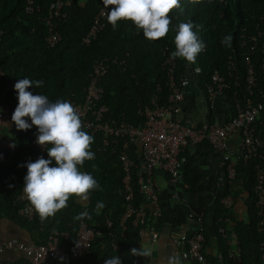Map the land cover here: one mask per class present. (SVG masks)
<instances>
[{
	"label": "trees",
	"instance_id": "1",
	"mask_svg": "<svg viewBox=\"0 0 264 264\" xmlns=\"http://www.w3.org/2000/svg\"><path fill=\"white\" fill-rule=\"evenodd\" d=\"M53 1L31 0L33 10L28 12L25 9L28 0H0V67L3 71L0 88L5 89L6 84L13 85L11 89H7L6 113L10 117L18 105V93L14 88L18 80H43L42 87H30L28 91L34 95L44 94L50 101L69 98L81 102L94 62L103 57H115L117 61L111 63L100 81L103 93L97 104L107 107L104 118L122 119L134 125L142 124L144 117L138 113V109L145 105L151 107L152 98L157 99L160 105L168 106L170 90L163 60L165 54L171 56L175 50L174 28L180 22L194 23L196 27L193 31L206 47L198 54L194 64H189L182 58L174 59L176 80L185 76L188 67L192 70L196 67L193 81L205 95L211 74L216 70L227 76L230 66L229 71L237 75L239 83L237 87L227 88L223 95L230 102L232 116L234 109L231 91L233 88L245 90V58L248 56L256 80L251 98L253 102L264 105V60L261 53L264 47V0H180V7L169 13L170 30L164 38L149 41L132 21H118V27L113 29L106 19L103 29L88 44L83 43L82 38L103 0H73L65 7L66 15L58 23L60 39L50 45L45 40L47 26L44 18ZM251 35L255 36V40H250ZM225 36H231L230 44L222 43ZM252 44L254 47L251 50ZM227 79L232 86V79L228 76ZM206 104L209 106L207 102ZM206 121L213 122L211 113ZM252 126L256 133L264 137V108L258 113ZM82 130L94 137L90 150L95 153V158L86 160L81 171L92 174L102 190H93L86 202L70 197L67 207L43 222L35 209L32 219L21 217L17 213L18 204L14 202V198L28 171L22 165L34 162L36 152L30 144L32 128L18 130L11 142L13 149H2L7 162H0V215L9 217L25 228L32 234V240L39 243L44 242L54 230L68 231L73 238L78 221L75 217L87 210L90 218L85 219L94 225L98 233L91 241L90 253L84 261L89 264H104L110 256L120 253L122 264H136L135 256L130 253L140 240L139 225H133L132 217L122 220L125 212L121 192L124 172L117 157L121 145L110 144L103 148L100 132L91 133L84 127ZM204 142L208 143L206 140L198 143ZM127 152L133 160L132 203L146 205L147 201L136 186L140 162L138 147L129 144ZM43 157L49 159L47 150ZM255 160L264 165V147L259 150V157ZM253 165L254 159L246 162L236 160L234 176L229 179L231 183L238 181L246 193L245 218H230L220 202L223 196L230 194V183L204 207L205 242L209 236H214L218 247L217 255L207 254L210 264H264L260 250L261 243H264V228L261 231L257 229ZM52 166H55V161ZM98 201H103L105 207L97 214L95 206ZM160 206L162 211L161 202ZM205 216L210 217V231L206 227ZM226 216L235 223L233 235L235 243L240 247L239 263L228 257L231 246L218 231L219 227H226ZM160 217L161 214L157 225ZM114 241L118 244L117 250L112 248ZM14 264L29 263L26 259H21Z\"/></svg>",
	"mask_w": 264,
	"mask_h": 264
},
{
	"label": "built area",
	"instance_id": "2",
	"mask_svg": "<svg viewBox=\"0 0 264 264\" xmlns=\"http://www.w3.org/2000/svg\"><path fill=\"white\" fill-rule=\"evenodd\" d=\"M73 0H54L50 3L47 15L44 18L47 26V35L45 40L48 44L53 45L60 39L57 30L58 23L66 13L65 7L69 6ZM113 6L104 9L102 4L92 19V23L87 33L83 36L82 42L88 44L90 40L96 37L97 33L103 29L106 23V12L110 11ZM26 11L33 10L31 0H28ZM250 40H255L251 35ZM254 44L250 46L252 50ZM264 60V47L261 50ZM115 57H103L96 60L91 72L88 74V83L85 87V96L83 101L76 102L67 99L81 115L82 126L89 129L91 133H101V144L105 148L110 144L120 143L121 148L117 153L122 170V196L125 201V212L122 220L132 217L133 225H139L138 234L140 238L148 232L151 240L155 241L158 236L157 219L161 214V206L158 197V188L154 178V171L158 168L167 172L170 181L176 182L180 170L184 163L182 155L183 148L189 143H198L206 140L211 147L222 153L225 162L227 175L229 178L234 176V163L230 160L227 152V140L233 135H238V153L237 160L246 162L254 159L255 181L253 190L256 195L257 210V229L264 228V165L262 162L255 160L259 157V150L264 147V137L255 132L252 126L253 121L258 113L264 108L261 102H253L251 95L255 86V76L249 57L246 56L247 71L245 75V90L233 88V109L234 114L225 122H207L204 121L198 126H190L184 123L177 116L179 108L177 103L183 98L184 88L188 84L185 76H180L177 80L174 76L175 60L170 55L165 54L163 66L168 77V86L170 94L168 97V106H162L157 99L152 98L151 107L145 105L138 109V113L144 117L142 124L134 125L122 119L104 118V112L107 111L105 105H98L102 97L103 88L100 85L102 77L110 68L111 63H115ZM227 76L232 79V86L229 79L224 74L214 71L210 76V81L206 86L204 99L210 102L217 96H223L227 88L237 87V75L229 71ZM3 71L0 67V77ZM12 84H6L5 89H11ZM230 88V89H231ZM4 112L1 108L0 99V129L3 122ZM29 123L30 118L25 117ZM33 136L30 140L31 146L36 152V161L40 156H44L46 148L37 144L38 129L32 127ZM129 144H135L140 154L139 168L136 176V186L143 194L146 205H135L132 203L133 183L131 168L133 160L128 155L127 149ZM47 147V146H46ZM0 145V162H7V156ZM9 150L13 149L10 144ZM114 151V149H113ZM16 184V183H15ZM24 183L19 185L18 193L14 202L18 204L17 213L28 220L34 216V208L23 194ZM223 207L227 210L228 216L233 206V197L230 194L223 196L220 200ZM228 216L225 220H228ZM218 231L225 237L226 230L219 227ZM98 230L93 224L86 221L85 218L77 221L76 231L73 238L68 231H52L44 242L36 243L30 241L22 247L25 259L29 264H77L90 253V245ZM77 242L80 244L77 246ZM171 242L180 249V255L185 260L194 264H210L205 252V236L203 224V212L196 215V227L190 233H173ZM12 241H0V251L11 247ZM113 250L118 249V244L112 242ZM264 243H261V257L264 259ZM228 257L235 263L240 262V247L238 244L228 250ZM121 258L120 253H116ZM115 255V256H116ZM122 261V258H121Z\"/></svg>",
	"mask_w": 264,
	"mask_h": 264
},
{
	"label": "clouds",
	"instance_id": "3",
	"mask_svg": "<svg viewBox=\"0 0 264 264\" xmlns=\"http://www.w3.org/2000/svg\"><path fill=\"white\" fill-rule=\"evenodd\" d=\"M103 5L104 9L113 6L106 12L107 21L113 29L118 27V21H132L147 40L156 41L169 33V13L180 7V0H103ZM194 27L192 22H180L175 26L172 59L182 58L194 64L198 54L205 49L206 45L193 31ZM230 41L231 36H225L222 43L230 44ZM43 85V80H18L14 85L18 105L11 117L17 130L26 131L36 126V142L47 150L49 159L40 156L36 161L22 165L28 170L24 177L23 194L42 222L67 207L70 197L86 202L93 190H102L92 174L81 171L86 160L95 158V153L90 150L94 137L82 130L81 115L70 101L57 99L53 102L44 94L34 95L28 91L30 87L40 88ZM25 117L30 118L31 123ZM53 161L55 166H52ZM104 207L103 201H98L95 206L97 214ZM85 217L90 218L87 210L75 219ZM130 254L149 257L151 252L142 246L140 249L132 248ZM104 264H122V261L116 255L110 256ZM165 264H182L180 255H169Z\"/></svg>",
	"mask_w": 264,
	"mask_h": 264
},
{
	"label": "crops",
	"instance_id": "4",
	"mask_svg": "<svg viewBox=\"0 0 264 264\" xmlns=\"http://www.w3.org/2000/svg\"><path fill=\"white\" fill-rule=\"evenodd\" d=\"M195 67L186 70L185 77L188 84L184 88L183 98L177 103L178 112L174 114L184 123L190 126H198L211 113L214 122L223 123L231 117L232 107L224 96L215 97L206 104L204 94L193 81L195 79ZM7 90L0 88L1 108L4 116L0 129V145L9 148L17 128L11 117L6 113ZM227 152L230 160L235 163L238 153V135L233 134L227 140ZM184 163L176 182H172L166 171L158 168L154 171L162 213L157 225L158 236L155 241L146 232L135 245L140 249L142 246L150 250L149 257L135 256L136 264H165L169 255L178 253L180 249L171 242V235L177 233H190L196 227V215L204 214L207 206L214 196L230 183V195L233 197V206L230 218H245L246 193L240 183L230 182L222 153L204 143H189L182 151ZM206 227L210 231V217L205 216ZM225 239L229 245H235V223L227 220ZM12 241V246L0 251V264H14L25 259L22 247L32 240V234L25 228L12 221L5 215H0V241ZM205 252L211 256L218 254L216 238L209 236L205 242ZM181 257V255H180ZM182 264H194L181 257ZM77 264H89L84 259Z\"/></svg>",
	"mask_w": 264,
	"mask_h": 264
}]
</instances>
